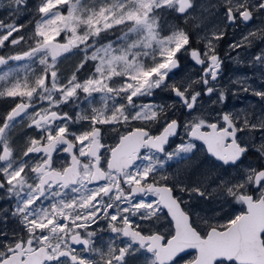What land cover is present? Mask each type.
Wrapping results in <instances>:
<instances>
[{"label": "snow or ice", "instance_id": "obj_1", "mask_svg": "<svg viewBox=\"0 0 264 264\" xmlns=\"http://www.w3.org/2000/svg\"><path fill=\"white\" fill-rule=\"evenodd\" d=\"M5 7L0 264H264V47L259 86L221 83L225 57L264 44V0ZM184 56L198 70L176 78ZM229 92L260 111L217 108Z\"/></svg>", "mask_w": 264, "mask_h": 264}, {"label": "flooded vegetation", "instance_id": "obj_2", "mask_svg": "<svg viewBox=\"0 0 264 264\" xmlns=\"http://www.w3.org/2000/svg\"><path fill=\"white\" fill-rule=\"evenodd\" d=\"M6 3H7V0H0V19L4 20L5 23H10L12 22V20L9 18L8 10L5 7ZM13 19H16V22L18 23L27 24L28 21L31 19V15L29 13H22L18 18L13 17ZM179 22L182 23V21H179ZM258 22L259 21H256V23ZM241 27H244V26L241 25ZM249 27H251V25H249ZM239 33H240V30H237L235 37H234L233 30L228 29V36L226 37L225 41L222 42L221 47H220L221 55H223L225 52L228 51V43H230L234 38H239V35H240ZM193 40L195 41V35L193 36ZM260 47H264V44H259L257 47L248 49L249 51L248 55H245V56L241 55L240 59L245 61V63L243 64L231 58L225 57L224 64H223V72L221 76V83L228 84L230 79H235V78L242 77V76H249L253 78L255 82V86H259L261 83L259 79V70L254 69L252 67H248L246 64V61L250 57V55L258 51ZM232 56H235V53H232ZM68 63L70 64V62ZM197 70H198V66H195L194 62H192L189 57L184 56L181 59V67L175 70L176 78H180L186 73H194ZM212 99H215V97H213ZM156 102L171 103L172 101L168 93H158L156 96ZM204 102H205V107H208L210 105V101L207 98H205ZM216 107L217 108L224 107L225 110L255 108L256 111L259 112L261 108V102L259 101V98L254 97L249 93L240 92L237 95H233L231 92H229L227 94V98L225 100L224 105L223 106L218 105ZM66 110H70V109H66ZM177 115L179 116L180 113L178 112ZM201 158H203V156ZM249 163L251 164L256 163L255 156H249L248 158H246L245 165ZM12 204H13V201L0 200V208H11ZM236 209L237 211H239L240 206H236ZM3 227H5L7 230H10V229L18 227V225L13 219L9 218L8 224L4 225ZM105 238H106V235H105ZM192 255H194V253H192ZM192 255L185 257V260L181 261V264H186L187 260L192 258Z\"/></svg>", "mask_w": 264, "mask_h": 264}, {"label": "bare ground", "instance_id": "obj_3", "mask_svg": "<svg viewBox=\"0 0 264 264\" xmlns=\"http://www.w3.org/2000/svg\"><path fill=\"white\" fill-rule=\"evenodd\" d=\"M248 52H249L248 50H247V51H241V55H244V56H245V55H248ZM240 102H241V101H240ZM255 110H256V109H255Z\"/></svg>", "mask_w": 264, "mask_h": 264}, {"label": "rangeland", "instance_id": "obj_4", "mask_svg": "<svg viewBox=\"0 0 264 264\" xmlns=\"http://www.w3.org/2000/svg\"><path fill=\"white\" fill-rule=\"evenodd\" d=\"M259 23V22H258ZM241 27V26H240ZM241 29H243V27H241ZM240 34V33H239ZM242 59H244V58H242ZM236 211H237V209H236Z\"/></svg>", "mask_w": 264, "mask_h": 264}]
</instances>
